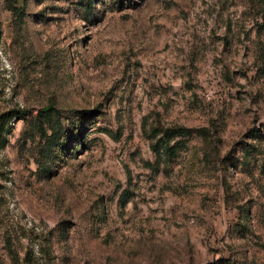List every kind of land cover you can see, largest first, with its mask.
<instances>
[{"label":"rangeland","instance_id":"obj_1","mask_svg":"<svg viewBox=\"0 0 264 264\" xmlns=\"http://www.w3.org/2000/svg\"><path fill=\"white\" fill-rule=\"evenodd\" d=\"M263 17L0 0V264H264Z\"/></svg>","mask_w":264,"mask_h":264},{"label":"trees","instance_id":"obj_2","mask_svg":"<svg viewBox=\"0 0 264 264\" xmlns=\"http://www.w3.org/2000/svg\"><path fill=\"white\" fill-rule=\"evenodd\" d=\"M263 22H264V17H263ZM56 108L55 106L51 103L48 102L45 104L42 108L39 109V117L41 118L40 120L45 122L47 127L49 128V133L46 134L44 129L41 127L42 122H39L37 124L38 128H40V133L41 134H46L48 141H47V148L50 150L53 145H55L61 135V124L59 123L57 116H56ZM171 131L172 134H181V135H186L191 132L192 129L185 127V126H178L174 127L171 129H168ZM251 131H253L251 129ZM251 134H256L255 132H251ZM165 144V142H164ZM166 146V144H165Z\"/></svg>","mask_w":264,"mask_h":264}]
</instances>
